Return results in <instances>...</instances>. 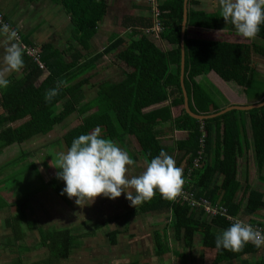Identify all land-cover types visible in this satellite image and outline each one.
<instances>
[{"label":"trees","instance_id":"trees-1","mask_svg":"<svg viewBox=\"0 0 264 264\" xmlns=\"http://www.w3.org/2000/svg\"><path fill=\"white\" fill-rule=\"evenodd\" d=\"M51 1L63 6L73 26L69 43H76L84 53L73 48L71 44L62 52L50 44L35 46L20 34L22 43L36 50L43 69L24 51V67L19 71L20 74H11L7 78L10 82L8 87L0 89V151L7 146L22 145L34 137L45 136L71 115L77 114V123L67 128L60 137L65 153L75 138L90 134L99 126L102 129V138L110 139L115 144L124 146V138L132 137L138 147V156L150 162L161 151L166 150L160 144L159 137L162 132L157 127L170 123L172 130L188 133L187 139L175 141L173 146L174 160L176 166L183 170L184 179L189 169L193 168V161L201 158L199 166L190 172L188 185L185 186L196 199H205L212 205L222 206L227 215L235 219H241L238 213L243 203L245 206L242 213L247 217L264 209L263 193L251 189L247 171L245 180H238V158L244 157L248 151L252 152L256 171H263L264 107L247 112L230 111L205 121L189 117L183 109L179 81L183 0H164L157 6L161 26L158 38L167 43L166 50L160 49L143 33L153 27V17H125V22L133 23L126 35L129 42L126 44L122 37L112 35L105 48L94 54L90 52L91 41L106 13V0ZM195 5V0H188L184 39V87L190 110L203 115H212L222 110L204 86L195 81L196 77L210 72H214L225 83H234L247 100H264V80L258 79L252 61L253 55L264 57V24L260 26L258 36L253 40L243 39L233 30L221 34L220 39L211 40L209 35L199 30L213 31L219 26L231 27V24L224 22L220 11H195ZM138 35L139 38L134 40L133 37ZM121 47L123 49L115 56L121 63L120 72L124 79L116 84L102 82L97 85L95 97L83 103V88L90 85L89 79L82 78L83 75L92 71L95 63L102 57ZM66 56L69 61L65 59ZM60 81H66L69 86H61L58 95L50 103L47 102L46 92L55 88ZM64 100L66 101L59 108ZM167 100H170L168 106L144 112L145 109ZM178 107L180 111L172 117L171 109ZM17 122L20 123L18 126H11ZM5 123L8 125L1 128ZM204 133L203 149L200 153V139ZM132 157L136 158L135 154ZM25 161H29L27 169L18 171L27 180L26 186L21 190V197L10 206L0 199V209L8 207L10 211L5 226L11 230L14 240L18 242L23 240L25 229L38 230L39 246L49 253L48 259L42 264H58L61 260L69 259L86 235H74L70 228L40 229L36 221L27 219L29 198L37 191L48 188L66 205L71 203L66 194L61 195L64 186L57 178V171L50 161L43 165L48 173L47 182L43 181L45 179L32 154L21 152L16 164L19 166ZM260 178L264 181L263 177ZM3 182L4 179L0 181V186ZM25 191L29 193L25 194ZM137 212L146 216L169 217L168 225L153 234L154 254L157 257H162L171 250L169 229H172L175 241L182 245L183 253L175 252L181 259L189 260L195 247V238L200 237V264L239 261L244 256L259 253L261 247L264 248H257L249 243L238 253L223 249L218 252L215 248V237L227 230L232 223L222 216L206 220L203 210L191 209L186 202L180 200L166 201L158 192L150 201L139 205ZM246 219L242 218L247 221ZM250 226L264 232L261 223ZM99 228L93 229L90 235H94ZM116 236V231L107 234L110 244H116ZM247 261L241 260L240 263L264 264V257L254 262ZM128 264L138 262L132 261Z\"/></svg>","mask_w":264,"mask_h":264},{"label":"rangeland","instance_id":"rangeland-1","mask_svg":"<svg viewBox=\"0 0 264 264\" xmlns=\"http://www.w3.org/2000/svg\"><path fill=\"white\" fill-rule=\"evenodd\" d=\"M159 2H160V0H119L118 2L111 0L110 4L114 5V3H115L116 4V10L120 8L122 10L129 11L126 13L131 18L143 17V16L152 18L153 16H151V15H154L155 10H157L156 7L159 4ZM49 22H51L50 26L53 28L54 27L53 19L50 18ZM122 23L123 22H121L120 25H118L119 23L117 21H115L113 23V26L118 27L117 31L119 34L122 33L121 31H123V28H124ZM229 26H231V27H224L221 30H217L216 34L208 33L207 34V35H209L208 38H212L210 36L213 35L214 39H220L221 38L220 35H221L222 31L224 32L226 29L235 31V29H234V27H232V25H229ZM47 30H50L49 25H48ZM101 33L102 34L101 35L99 34V36H97L96 39L93 41V44L91 45L92 46L91 51H90L91 53L102 51L103 48H105V46L107 44L108 35L111 34L112 32H104V30H102ZM143 33H146L148 38L156 46H158L160 49L165 50L168 48L167 43L164 41H161L155 35V32H152L151 30H144ZM69 36L70 35H66V36H64V38H68ZM122 36H123V38H126L124 35H122ZM138 38H139V35L136 36L134 38V40H137ZM128 42L129 41L126 40V44ZM61 43H62V40H58L57 42L54 43V45L56 47H59L61 45ZM70 44L76 50L81 51L76 43L73 44V43H69L68 41H67V43L66 42L62 43V48L60 47L61 50L66 49ZM122 49L123 48L121 47L118 50L111 53L110 55L106 56L104 59L98 60L95 63V67L93 68V70L83 75L82 78H88L89 83H90V85H87L86 87L83 88V93H84V102L83 103H85V102H87V101H89L95 97L96 91H97V85L101 84L102 82H106V81L111 82V83L117 81L116 78L120 75L121 63L117 60L115 55L119 51H121ZM81 52L84 53V51H81ZM65 59L67 61H69L68 57H66ZM252 61L255 65L256 71L258 73V79L264 80V57L259 56V55H253ZM11 74L18 76L20 74V72L11 73ZM11 74H9L6 78H8ZM80 79H81V77H80ZM221 82H222V85H220V86H219V84L217 85L219 87L218 92L210 91V89L217 91V89H215L216 88L215 86H213V87L211 86L210 89L208 90V92L211 93V95L216 99V101L218 103H220L221 106L227 107V105L229 103L236 102V100H238V99L239 100L243 99L245 94L242 93V90L240 88H238L235 84L225 83L223 81H221ZM223 85H224V87H223ZM204 88H205V90H207L208 87H204ZM232 89H235V90L233 91ZM65 101L66 100L62 101L58 107L60 108ZM255 102H258V101H249V102L247 101V103H244V104L249 105V104H252ZM94 110H92V111H94ZM179 111H180V108L178 107L177 110L174 111V113H177ZM239 116H242V115H239ZM77 119H78L77 114H73L64 123L56 126L52 132L45 135V137L44 136H37V137H34L30 141L23 144V145H25V144L33 141V140L38 139L35 143L30 145L31 147H27L26 149L27 150L33 149L31 154L34 158L35 163L39 166V170L41 171L42 176L46 179V180H43L44 182H47V180L49 179L48 175H47L48 173L43 167L44 163L46 161H50L54 167L56 166V161L58 159L59 154L65 153L64 149H63L64 146L60 140L61 134H63V132L67 128L76 124ZM19 124L20 123L17 122L11 126L16 127ZM7 125H8V123H5V124H3V126L1 128L6 127ZM176 135L177 136H175V138H177V137L181 138L182 137L181 134H176ZM170 139H172V138H170ZM23 145L7 146L0 151V166H2L1 167L2 171L7 173V176L4 178V182H3L2 186H0V192L3 193L5 191L4 193H6L10 197H13V199L15 198V195L18 194V192H21V190L26 186V183H27L26 182L27 180L23 176L24 174L21 172L18 174V171L21 169H27V167L29 165V161H25V162L21 163L19 166H17L19 159L21 157L20 146L22 147ZM117 146H119L121 149L127 151L129 153L130 157L132 155H134V153H138V147L136 145V141L132 137H125L124 138V146L119 144V143L117 144ZM170 150L173 151V148L167 149L166 153L168 152L167 154L170 156L174 155V152L170 153ZM139 158H140V156H139ZM239 160H240L239 161V169L240 170L238 169V171H239L238 179L241 182H243L244 177H245L244 176L245 171H247L248 179H249V181L251 180L250 185H252V188L260 189V190L264 191V181L262 179H260V176L264 178V168H263V171L261 173H258L256 171L255 164H254L253 159H252V152L248 151L247 154H245L244 157L239 158ZM138 163H139V160L136 163L134 162V165L128 166L129 177L130 176H138L143 172V170L140 168L141 166H144V168H145V164H144L143 160L140 159L141 164H138ZM18 167H19V169H18ZM55 169L57 172L60 171L57 168H55ZM61 182H62L63 186L65 187L64 182L62 180H61ZM126 191H128V189H126ZM40 192H42L43 194L40 195L39 197H36L35 199H34L35 195L32 196L33 198L31 199V202H29V205H30L29 210L30 211H27V212H28V216L30 217V219H34L37 216L41 221L39 223V225L42 226V227H40V229H44V228L62 229V228L69 227V224L73 223L70 226H72V225L76 226V228L73 229V231H75L74 235H79V236H82L80 234L86 235V236H83L81 241L85 240L86 238H91L92 240H94V242L92 243L93 246H90V248L94 247V248H92V253L94 255H96L95 256V258H96L95 263L96 264L97 263L102 264V262H103L102 260L105 259V254H106V256L107 255H111V256L113 255L112 257H115L113 264H125L124 262L132 261V259H131L132 253L131 252H133V249L131 250V248L129 247V244L133 245L134 247H137V245L140 244L139 243L140 241H143L144 244L146 243L145 245L148 246V248L145 246L148 254L144 256L145 261L148 262L147 264H158L157 260L155 258H153V257H155L154 249H153V247H154L153 234L155 233V231L151 232L152 231L151 228H153L154 224H155L158 227V229L160 230L163 226L168 225L167 222L165 223V221H167L169 219V217L167 218L165 216L159 215L160 217H157V219L153 218L151 220H148L146 222L147 224L144 226V229H145L148 237L142 236V233L140 231L143 227L142 225H139V223H140L139 220L141 218L136 219V223H134V225H136L137 227L133 226L134 228H132V229L128 228L129 219L132 216L129 215L126 218H122L121 220L127 219L126 225L121 226L120 228L117 227L118 225H116L114 227V229L117 227L120 229V231H122V233L119 235V243L115 246H110L108 244L109 243L108 238H106L105 234H106V232L111 231L112 224H109L110 227H108V225H107L105 228H102V224L106 223L103 221H105V219L107 217H111V218L113 217L112 216L113 210L112 209L108 210V207L111 206L110 203L112 202V200L101 196V197H97L95 199L94 203H92L90 205L78 206L75 203V198H72V199H69L71 204L66 205L62 200H60L54 194V192L52 190L46 188L44 190H41ZM1 193H0V196L4 197L3 195H1ZM26 193H29V192L25 191V194ZM117 199H118V201H117ZM115 202H117V203L120 202V205H122V206L124 205L126 207L125 213H129L133 209L132 206L129 207V203H127L128 200H126L124 193H122L120 197L116 198ZM117 205L118 204H116V206ZM133 212H135L136 216H142L140 213L137 212V210H133ZM115 214H116V212H115ZM5 215H7V211L3 212L1 214V217L5 216ZM242 217H245V215L242 214ZM67 219H69V220H67ZM98 225L101 226L99 228L100 230L97 229L98 235L91 236L90 232L93 231V229L97 228ZM49 226H53V227H49ZM263 226H264V224H263ZM168 235H169V242H170L171 247L177 248V246H179V242L175 241L172 229L168 230ZM141 237L143 239L139 240ZM196 241H197L196 245L197 244L199 245V243H198L199 238H197ZM124 243H126V245H128V247L124 248L123 247ZM198 245H197V247H198ZM105 246H107V248ZM88 247H89V244H88ZM102 247H105L106 249H104ZM197 247H195L196 248L195 250H192V253L190 255L189 260H186V258H185L183 261V259H179V258L177 259V258L173 257L171 254H168L167 255L168 260L164 259L161 262L163 263V261H164V264H199V259H198L199 250ZM183 251L184 250H182L181 253H183ZM80 252L81 251L78 252L77 249L74 250L72 252V254L70 255L69 259L64 261V264H82V263H84L85 258L82 256V254H80ZM119 254H121V255H119ZM252 257H254V256H252ZM169 259H171V260H169ZM97 260H98V262H97ZM154 261H155V263H153ZM236 262L239 264V261H233V262H229V263H225V264H235ZM85 264H90V263L86 262Z\"/></svg>","mask_w":264,"mask_h":264},{"label":"clouds","instance_id":"clouds-1","mask_svg":"<svg viewBox=\"0 0 264 264\" xmlns=\"http://www.w3.org/2000/svg\"><path fill=\"white\" fill-rule=\"evenodd\" d=\"M218 7L224 22L231 24L238 36L246 40L258 36L264 24V0H218ZM0 48L4 51L0 58V89H6L10 83L6 77L24 67V47L18 31L2 22ZM61 86L69 85L60 81L46 92L45 100L50 103ZM101 133L97 126L90 134L75 138L67 152L59 154L55 168L60 170L57 178L65 184L61 195L75 198L78 206H86L97 197L114 200L124 193L133 208L150 201L157 192L166 201H175L181 195L183 170L172 156L161 151L150 162L145 159V170L140 175L129 177L128 166L134 165L133 159L112 140L102 138ZM249 243L257 248L264 246V232L240 220L215 237L218 252L223 249L238 253Z\"/></svg>","mask_w":264,"mask_h":264},{"label":"crops","instance_id":"crops-1","mask_svg":"<svg viewBox=\"0 0 264 264\" xmlns=\"http://www.w3.org/2000/svg\"><path fill=\"white\" fill-rule=\"evenodd\" d=\"M114 1L118 2L119 0H114ZM163 1L164 0H160L159 4ZM195 1L197 2V5H195L193 7L195 11H203L205 13H216L217 11H219L218 0H195ZM110 3H111V0H106L107 10H106V13H105L102 21L98 25L97 33H96L95 37L92 39L91 45L93 44V41L96 39V37L99 36V34L100 35L102 34L101 33L102 30H104V32H112L111 34L108 35V38L111 37L112 35L120 36L123 38L122 35H124L126 38H123V39L128 40L126 35L129 34V32L131 30L130 25H133V23H128L127 21L125 22L124 18L129 17L128 14L126 13L129 11L122 10L120 8L116 10V4L114 3V5H113ZM0 10L2 11V13L4 15V18L7 19L13 25V28L16 29L19 34H21L23 37L27 38V40L35 46H42L44 44H50L53 46L54 49H57V50L62 52L65 50V49L61 50L62 43H65V42L67 43V41L68 42L70 41V36L68 38H64V36L71 34L73 26H72V23L70 22L69 16L67 15L66 11L64 10L63 6L60 3H54L51 0H0ZM151 16H153V15H151ZM50 18L53 19V23H54L53 28L50 26V23H51V22H49ZM136 18H139V17H136ZM115 21H117L119 23L118 25H120L121 22H123L122 24H123L124 28H123V31H121L122 32L121 34H119L117 31L118 27L113 26V23ZM48 25H49L50 30H47ZM224 27H226V26H219L216 30H213V31H208V30H199V31H201L202 33H205V34H208V33L216 34L217 30H221ZM226 30L224 32L222 31L221 34L226 33L228 31V30L227 31ZM210 37H212V38H210L211 40H215L214 36H210ZM108 38H107V42H108ZM133 38H135V37H133ZM58 40H62V43L59 47H56L54 45V43L57 42ZM71 43L74 44V42H71ZM98 52H101V51H98ZM94 53H97V52H94ZM94 53H92V54H94ZM3 55H4L3 48H0V58H2ZM66 57H68V56H66ZM105 57L106 56L102 57L101 59H104ZM184 78H185V75H184ZM123 79H124V75L120 72V75L116 78L117 81L112 82V83H114V84L119 83ZM220 80L221 79L214 72H210L207 75H201V76H198L195 78L196 83H199V84L203 85L204 87H208L206 90L207 92L211 86L212 87L215 86L216 87L215 89H217V91H214L211 89H210V91L218 92L219 87L217 85L218 84H219V86L222 85V82H221L222 80L221 81ZM109 83H111V82H109ZM230 83H232V82H230ZM223 87H224V85H223ZM232 90L234 91L235 89H232ZM208 93L211 94L210 92H208ZM214 100L216 101L215 98H214ZM247 101L249 102V100H247V98L244 96L243 99H241V100L238 99V100H236V102L229 103L227 105V107L231 106V105H243L244 103H247ZM169 104H170V100H167L166 102H163L161 104H157V105H154V106H151V107L145 109L144 112H149L151 110L159 109L161 107L168 106ZM221 107H223V106H221ZM224 108H226V106L223 107L222 109H224ZM175 110H177V108L171 109L172 117H174L178 113V112L174 113ZM170 126H171L170 123H166L162 126L157 127V129L162 132V133H160V137H159L160 144L166 150L173 148L175 141L185 140L188 137L187 132L172 130L170 128ZM176 134H181L182 137L181 138H178V137L175 138V136H177ZM170 138H172V139H170ZM37 140H33V141H31L25 145L22 144L23 146L22 147L20 146L21 152L31 154L33 149L27 150L26 148L31 147L30 145L35 143ZM166 150H165V152H166ZM171 152H174V155H175V151L170 150V153ZM134 154H135L136 159L133 158L132 157L133 155H132L131 158L133 159V161L136 163L139 160L138 164H141L140 163L141 158H139L137 153H134ZM174 155H172L173 159H174ZM252 159H253V157H252ZM141 160H143V159H141ZM239 161L240 160L238 158V169H239ZM143 162H144V160H143ZM36 166L39 169V166L37 164H36ZM1 167L2 166H0V180L4 179L7 176V173L2 171ZM140 168L143 171L145 170L144 166H141ZM255 168H256V166H255ZM238 177H239V175H238ZM244 180H245V178H244ZM248 183H249V186L251 187V189L257 190V191H260L261 193H263V201H264V191H262L260 189L252 188V185H250L251 180L249 181V179H248ZM4 192L3 193L0 192V193L5 198L0 196V199H2L4 202H6V204L8 206H10L14 202H16L21 197V192H18V194L15 195L14 199H13V197L8 196ZM42 194L43 193L39 192V191L32 194L31 197L29 198V202H31V199L33 198L32 196L35 195L34 196V199H35L36 197H39ZM239 198H240V195L237 196V199H239ZM117 201H118V199H117ZM127 203H129V207H130V202L128 201ZM110 204H111V206L108 207V210L109 209L113 210V215H112L113 217L112 218L107 217L105 219V221H103L106 223L102 224V228H105L107 225H108V227H110L109 224H112L111 231L106 232V234H105L106 238H108L107 237L108 233L113 232V231L117 232V236L115 238L116 244L113 245V244H110V242H109L108 244L110 246H115L119 243V235L122 233V231H120L119 228L121 226H125L127 223L126 222L127 219L121 220L122 218H126L129 215L132 216V217H130L129 223H128V228H130V229L137 227L136 225H134V223H136L137 218H141L139 220V222H140L139 225H142L143 227L140 231L142 233V236L148 237V235L146 234V231L144 229V226L147 224L146 222L148 220L153 219V218L157 219V217H160L159 215H155V216L144 215L143 216L142 214H141L142 216H136V214H135V212H133V210H137V208L139 206H136L135 208H133L132 211H130L129 213H125L126 207L124 205L123 206L120 205V202L119 203L115 202V199L112 200V202ZM116 204H118V205L116 206ZM244 206H245V203L242 204V207L238 213V215L241 217V219L236 218L237 220H240L241 222L246 223V224L249 223L252 226L259 225L260 223L264 224V209L259 210L256 214L250 215L249 217H247V216L242 217V214H243L242 209L244 208ZM29 208H30V205L28 203V210L27 211H30ZM5 211H7V215L1 217V214ZM27 211H26L27 219L36 221L37 226L42 227L39 225V223L41 222L40 219L37 216L35 218L33 217L34 219H30ZM115 212H116V214H115ZM9 214H10V211H9L8 207L0 209V264H14L17 262H21V264H40V263L42 264L46 259H48L49 253L45 249H43L39 246L40 236H39L38 230H36V229L35 230L25 229L24 230L25 236H24L23 240L20 242L14 240L11 230L5 226V220H6V218L9 217ZM226 214H227V211H226ZM213 217L208 218V220L213 218ZM242 218H244V219L248 218V220L246 219L247 221H245V220H242ZM67 220H69V219H67ZM166 222L168 224L169 219L167 221H165V223ZM71 224H73V223H70L69 227H67V228H70L72 230L75 229L76 226L75 225L70 226ZM116 225H118L117 227H119V228L116 227L114 229V227ZM24 227H25V223H24ZM49 227H53V226H49ZM97 227H101V226L98 225ZM151 229H152L151 232H153V231L156 232L157 230H159L155 224H154V227ZM73 232H75V231H73ZM80 235H84V234H80ZM94 235H98V233L96 232ZM197 238H199V241H200V237L198 236ZM197 238H195V247H197V245H198V244L196 245ZM142 239L143 238L141 237L139 240H142ZM108 241H109V239H108ZM199 241H198V243H199ZM81 242H82L81 246L77 249V251L78 252L81 251L80 254H82V256L85 258V262L82 264H85L86 262H89L90 264H96L95 263L96 262V258H95L96 255H94L92 253V248H94V247L90 248V246H93L92 243L94 242V240H92L91 238H86L85 240H83ZM139 243L140 244H138L137 247H134L133 245L129 244V247L131 248V250L133 249V252H131L132 253L131 259H132V261H137L138 264H147L148 262L145 261L144 256L148 254L147 249H146V247L148 248V246L145 245L146 243L144 244L143 241H140ZM88 244H89V247H88ZM153 244H154V242H153ZM169 245H170V242H169ZM105 247L107 248V246H105ZM105 247H102V248L106 249ZM123 247L126 248V247H128V245H126V243H124ZM195 247L193 248V250L196 249ZM170 248H171L170 252L163 255L162 257H157L154 254L155 257H153V258H155L157 260L158 264H164V261H163V263L161 261L164 259L168 260V257H167L168 254H171L173 257L178 259L175 252L181 253V251L183 250L180 242H179V246H177V248H172L171 245H170ZM153 249H154V247H153ZM121 254H119V255H121ZM112 256L111 255L106 256V254H105V259L102 260L103 261L102 264H111V263L113 264L115 257H112ZM252 256H254V257H252ZM252 256L242 257L239 260V264H243V262L240 263L241 260H246V261L248 260L247 262H254V261L258 260L259 258L264 257V248L261 247V250L259 251V253L252 255ZM179 259H181V258H179ZM198 259H199V253H198ZM169 260H171V259H169ZM64 261L65 260L59 261V264H64ZM132 261H128V262H124V263L128 264ZM183 261H184V259H183ZM97 262H98V260H97ZM153 263H155V261ZM227 263H229V262H227ZM199 264H200V259H199ZM235 264H238V263L236 262Z\"/></svg>","mask_w":264,"mask_h":264},{"label":"built area","instance_id":"built-area-1","mask_svg":"<svg viewBox=\"0 0 264 264\" xmlns=\"http://www.w3.org/2000/svg\"><path fill=\"white\" fill-rule=\"evenodd\" d=\"M154 26L153 28L151 29H148V30H151L152 32H155V35L158 37L159 33H160V30H161V26H160V23H159V20H158V11L155 10V13H154ZM0 22L4 23V24H8L7 21L5 20L4 18V15L2 13V11L0 10ZM154 29V30H153ZM20 36V34H19ZM20 41H21V44L22 43V40H21V36H20ZM24 45V44H23ZM22 45V46H23ZM24 47V51L25 53L31 57L37 64L38 66L43 69V65L42 63H40L39 61V57H38V54L36 52V50L32 47H28L26 45L23 46ZM204 137H205V133L203 134L202 138L200 139V148H201V151L200 153H202V149H203V140H204ZM200 157H198L197 159H195L193 161V168H197L199 166V161H200ZM193 168H190L189 171H188V174L186 175L184 181V185H183V190H182V193L181 195L176 199V200H180L182 202H186V204L191 208V209H196V210H203L204 213H205V219L207 220L208 218L210 217H213V216H222V217H226V219L228 221H230L231 223H233L235 220V218H232L230 216H228L226 214V209L223 208L222 206H218V205H212L210 202H208L207 200L205 199H196L194 197V194H192L191 192H189L185 186L188 185V181H189V177H190V172L192 171ZM253 229L255 230H259L261 231L259 228H256V227H253Z\"/></svg>","mask_w":264,"mask_h":264},{"label":"water","instance_id":"water-1","mask_svg":"<svg viewBox=\"0 0 264 264\" xmlns=\"http://www.w3.org/2000/svg\"><path fill=\"white\" fill-rule=\"evenodd\" d=\"M187 18H188V0H183L182 22H181V31H180V77H179V80H180V87H181L182 96H183V109L185 113L189 117L197 121H205L208 119L217 118L230 111L247 112L253 109H259V108L264 107V100H262V101H258V102H255L249 105H231L212 115L196 114L190 110L186 90L184 87V75H185L184 73V69H185L184 39H185V32L187 29Z\"/></svg>","mask_w":264,"mask_h":264}]
</instances>
